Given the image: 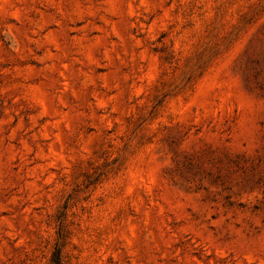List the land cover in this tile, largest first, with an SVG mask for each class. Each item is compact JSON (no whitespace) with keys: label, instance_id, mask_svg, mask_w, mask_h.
<instances>
[{"label":"rangeland","instance_id":"rangeland-1","mask_svg":"<svg viewBox=\"0 0 264 264\" xmlns=\"http://www.w3.org/2000/svg\"><path fill=\"white\" fill-rule=\"evenodd\" d=\"M264 264V0H0V264Z\"/></svg>","mask_w":264,"mask_h":264},{"label":"trees","instance_id":"trees-1","mask_svg":"<svg viewBox=\"0 0 264 264\" xmlns=\"http://www.w3.org/2000/svg\"><path fill=\"white\" fill-rule=\"evenodd\" d=\"M55 263L56 264H62V262H61V260H60V256L58 255V256H56V258H55Z\"/></svg>","mask_w":264,"mask_h":264}]
</instances>
